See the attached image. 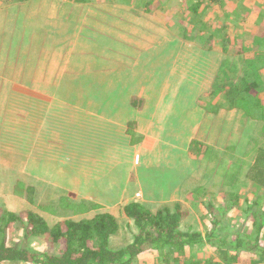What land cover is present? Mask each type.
I'll use <instances>...</instances> for the list:
<instances>
[{
    "label": "crops",
    "instance_id": "1",
    "mask_svg": "<svg viewBox=\"0 0 264 264\" xmlns=\"http://www.w3.org/2000/svg\"><path fill=\"white\" fill-rule=\"evenodd\" d=\"M100 15L108 19L102 11ZM117 21V29L118 25L84 24L90 33L105 29L97 31V36L107 40L109 52L101 53L103 48L98 46L93 59L81 58L72 64L63 60L60 74L53 68L48 77L40 78L58 82L56 92L32 90L26 96L32 99L23 102L19 85L6 90L15 101L6 109L0 105V145H6L1 139L8 130L18 135L31 130L32 137L23 135L22 147L3 158L6 166L1 176L6 181L14 171L16 178L28 180L38 210L55 205L63 195L68 200L79 199L76 203L91 201L93 211L105 210L114 217L120 207L133 201L156 211L159 203L177 191L178 171L184 161L192 160L191 143L198 141L207 148L214 127L222 129L227 122L223 96H210L207 86L211 81L205 84L217 54L174 38L166 28L153 41L143 28ZM136 34L141 39L149 37L147 43L136 44L141 40ZM137 63L144 68L160 67L162 84L157 88L150 79L141 85L132 78L131 65ZM10 69L4 72V82L10 81ZM188 72L199 77H183ZM8 183H3L7 189L0 195L13 201L16 195ZM42 191L47 197L44 201L38 196ZM0 209L18 213L2 205Z\"/></svg>",
    "mask_w": 264,
    "mask_h": 264
},
{
    "label": "rangeland",
    "instance_id": "2",
    "mask_svg": "<svg viewBox=\"0 0 264 264\" xmlns=\"http://www.w3.org/2000/svg\"><path fill=\"white\" fill-rule=\"evenodd\" d=\"M157 1H161L158 7L156 5L150 12H144L142 7H134L138 4V0H89L80 5H73L71 0H27L23 3L0 0V105L4 109L11 107V104L15 101V97H10V92L8 93L6 90L11 91L18 85L20 87L19 90L26 91L24 93L25 91L18 90V94L24 96L21 99V101L25 99L23 102H29L32 99L26 97L32 90H43L45 93L53 90L56 92L58 82L55 84L52 82L53 80L48 82L40 78L48 77L53 68L57 69V73L60 74V65L63 60L68 64H72V61L73 63H79L78 61H81V58L83 60L88 58L93 59L96 56V47L98 46L103 48L101 53L109 52L107 40H100L97 36V31L104 32L105 29L103 27V30L94 29L91 33L85 31L84 24L87 21L97 23L100 27L104 25L113 27L118 25L117 20H120L130 26L143 28L145 32L150 33L155 38L153 41L157 40V37L160 36L158 34L161 29L166 28L169 35H172L174 38L177 37L183 40V42H190L197 46H202V41L195 39L194 34L207 35L208 31L210 32L224 24L227 26V29L224 30L225 35L236 40V42L232 43L231 41V44L228 43L224 46L229 51V54H227L228 59L235 61L236 64L239 58H244L250 52L252 44L249 43L245 47V43L249 40L253 25L260 29L261 34H264V16L258 15L264 11V0H230V3L234 6L228 4L222 8L216 6L208 10V13L204 16L205 18L201 20L196 16L190 17V14L184 13L181 10L183 6L186 7L187 0L179 2L173 0L168 4L165 0ZM245 4L250 6L249 12H246ZM101 11L106 14L108 19L100 15ZM96 12L99 13L95 14ZM169 15L171 16L166 17ZM177 21L185 24L186 33L192 35V39L187 40L182 38V31ZM197 21H199V24L196 23ZM194 23L196 24L192 25ZM203 23H208L207 27L204 30H200ZM119 26H115L116 29ZM136 37L141 39L139 34H136ZM148 38L145 37L134 42L140 45L142 42L147 43ZM162 39L164 40L163 36ZM215 41L217 44L214 47H216L215 49H217L218 53H216L217 55H215L214 59L217 61L218 58L221 59L225 56L220 52L221 47H219L218 39L216 38ZM215 63L212 62V65L209 66V78H206L205 84H209L211 81L210 76L215 70ZM131 66V77L140 82L141 85L150 83V79H154L153 85L157 88L162 84L164 73L160 67L147 66L144 68V66L140 67V63ZM10 68H12V72L7 76L10 77V81L4 82V72L6 71L7 73V70H11ZM210 68L212 71H210ZM184 76L189 78L199 77L198 74L193 72H188ZM207 88V92L210 93L209 95L213 96L215 93L210 92V86H207ZM6 94L9 97H6ZM210 98L208 99L212 103L214 100H210ZM53 100L57 101V98L54 96ZM132 101L134 100L132 99ZM223 109L227 110L228 119L222 125L224 126L222 129L216 125L212 130L213 134L211 136H213L210 138L209 144L206 145L207 150L212 149L210 153L206 154L205 152L199 158H194L196 154L192 150L191 162L186 164L184 161L183 167L178 171L180 176L178 178L179 187L177 191L169 194L170 200L167 198L165 203H159L160 207L169 203L172 207L173 203L181 204L182 209L188 213L181 221L180 228L182 229L191 226L193 230L202 231L204 226L208 227V220L204 218L206 221H203L200 218V212H196L195 208L191 207V204H197L196 201L210 199L211 196L215 205H222V197L219 195L220 191L230 192L231 195L237 194L241 199L248 195V186L243 192L242 187L241 189H231L228 179L230 176H233L235 169L239 166L244 168L245 162L246 164L250 163L253 158L254 148L264 145V122L243 118L236 113L235 109L229 106ZM8 131L3 132L4 137L1 139V143H6V145H0V192L7 189V186L3 185L7 181L9 182V191L13 196L16 195L15 189L21 184L23 186L18 188H22L23 190L14 197L13 201H9L8 198L4 200L0 195V206L2 205L9 210H15L18 213H22L27 209L34 210L35 212H39L50 223L53 222L51 221L52 219L56 220L66 215L71 218L77 217L73 216L67 207L61 206L60 199L63 195H61V198L59 196L55 205H48V209L56 210V216L48 210H38L37 203L33 200V194L32 202H28L25 189L30 184L27 182L28 180L23 181L20 178H16L15 172L11 171L12 174L9 179L4 181L5 178L1 176V173H3L2 169L6 166L3 158H6L9 152L13 153L11 150H17L22 147L20 144L23 135H26L28 139L32 137L31 130L19 135L15 134L14 131ZM243 175L244 170H241V174L238 176L239 180L237 181L238 187L241 186L240 183L244 182ZM165 182L168 183L169 178ZM211 193L215 194L211 195ZM38 196L41 198V201L47 198L43 191ZM54 197L58 198L57 195ZM187 197L190 201L186 200ZM75 200L72 201L77 202L79 199ZM87 202V206L90 207L91 201ZM148 205L152 209L156 208L153 203H148ZM263 207L264 204L262 205ZM121 208L119 209L118 216L115 218L120 221L121 225L124 224V221L131 223L121 214ZM200 211L203 212L202 208H200ZM233 217V215H227L228 221L226 220V222L231 221V224L236 227L238 226L236 222H239L240 219L233 220ZM250 227L252 230L253 226ZM125 232L124 234V230H122L117 236H112L110 242L114 246H123L130 238V231L126 230ZM248 232L251 233L250 229ZM12 235H15V233L13 234L11 231L10 237L12 242L15 239L21 240L20 236H14V238L16 237L14 239ZM260 242L264 245V230ZM28 246L37 251L45 247L40 237H33ZM201 250L193 248L190 251L187 250V254L196 253L197 255H205L208 251H213L212 248L207 247H203ZM210 252L209 254H211ZM215 258L223 264L221 255H216ZM239 258V261L234 264H256L248 255L241 254ZM244 260L247 262H243ZM133 264L141 263L138 260H134Z\"/></svg>",
    "mask_w": 264,
    "mask_h": 264
},
{
    "label": "trees",
    "instance_id": "3",
    "mask_svg": "<svg viewBox=\"0 0 264 264\" xmlns=\"http://www.w3.org/2000/svg\"><path fill=\"white\" fill-rule=\"evenodd\" d=\"M11 1L23 3L27 0ZM88 1L71 0V3L80 5ZM143 1L138 0L134 7H142L145 12H150L161 2ZM165 1L168 4L173 0ZM226 4L234 6L230 0H187L186 7L183 6L181 10L201 20L208 10L216 6L222 8ZM245 10L249 12L250 6L245 4ZM260 14L264 16V11ZM196 23L199 24V21ZM177 24L182 31V38L192 39V35L186 33L185 24L180 21ZM207 24L203 23L200 30L206 29ZM225 29L227 26L222 24L208 31L207 35L194 34L195 39L202 41L203 50L215 54L218 53L214 47L217 38L220 52L225 56L217 60L219 63L211 74L210 92L221 93L227 105L243 118L264 122V34L253 25L249 40L245 43V47L252 44L250 52L244 58H239L236 64L228 59L229 51L224 47L236 40L225 35ZM191 147L198 158L211 151L203 148L198 141H193ZM241 170H244V182L238 187ZM228 180L231 189L242 187L243 192L248 186V195L241 199L237 194L220 191L222 205H215L211 196L210 199L191 204L196 212H200V218L203 221L206 218L209 222L202 231L193 230L191 226L180 228L181 221L188 215L180 203H173V207L164 205L155 212L138 201L127 203L120 211L131 223L124 221L123 225L109 213L91 211V206L85 202L76 203L65 197L60 199L61 206L67 207L77 217L66 215L50 223L34 210L15 213L0 209V264H133L134 260L141 264H221L215 258L216 255H221L223 264H234L239 261L241 254L248 255L256 264H264V245L260 242L264 230V145L254 148L250 163L245 162L244 168L239 166L235 169ZM18 187L15 189L16 195L23 190ZM25 189L27 200L31 203L33 189L29 186ZM43 210L57 214L56 210ZM227 215H233V220L239 218L240 221L236 222L238 226L234 227L231 221L227 223ZM250 226H253L252 230ZM122 230L124 234L129 230L130 238L123 246H114L110 239ZM11 231L15 233L13 238L20 236L21 240L15 237L12 242ZM33 237L45 241L44 250L37 251L28 246ZM203 247L212 248L213 251L205 255L187 254V250H201Z\"/></svg>",
    "mask_w": 264,
    "mask_h": 264
},
{
    "label": "built area",
    "instance_id": "4",
    "mask_svg": "<svg viewBox=\"0 0 264 264\" xmlns=\"http://www.w3.org/2000/svg\"><path fill=\"white\" fill-rule=\"evenodd\" d=\"M135 197L139 198L140 197V193L139 192L135 193Z\"/></svg>",
    "mask_w": 264,
    "mask_h": 264
}]
</instances>
